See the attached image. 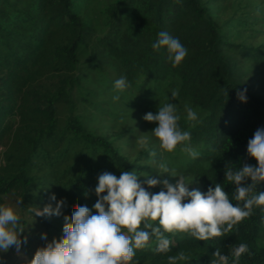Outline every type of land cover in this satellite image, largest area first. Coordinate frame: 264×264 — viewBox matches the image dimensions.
I'll return each mask as SVG.
<instances>
[{"label":"trees","instance_id":"1","mask_svg":"<svg viewBox=\"0 0 264 264\" xmlns=\"http://www.w3.org/2000/svg\"><path fill=\"white\" fill-rule=\"evenodd\" d=\"M85 5L98 10L96 23L83 16ZM161 30L188 49L175 67L164 49L151 47ZM121 75L130 87L118 93L112 85ZM241 88L247 89L245 102L237 99ZM165 102L177 105L178 124L191 133L199 157L179 146L163 151L151 133L155 122L139 127L140 115ZM185 104L198 121L185 118ZM126 114L136 123L120 122ZM257 128H264V0H0V203L15 208L26 238L20 254L14 248L0 253L3 264H29L46 243L41 233L59 240L64 216L79 205L92 210L97 177L105 171L117 177L134 171L155 193L163 186L148 187V176L173 184L178 179L157 176V163L164 161L189 190L203 193L220 183L233 204H242L233 199L225 169L256 166L246 148ZM142 134L157 163L137 148ZM256 190L264 191V181ZM52 193L64 202L61 215L33 217L30 206L55 207ZM164 235L170 250L156 251L152 241L136 250V264H168L178 252L185 259L177 264H211L216 248L228 254L239 243L249 249L239 264H264L261 207L222 237Z\"/></svg>","mask_w":264,"mask_h":264},{"label":"clouds","instance_id":"2","mask_svg":"<svg viewBox=\"0 0 264 264\" xmlns=\"http://www.w3.org/2000/svg\"><path fill=\"white\" fill-rule=\"evenodd\" d=\"M151 47L154 51L164 49L173 67L181 64L188 54L179 38L165 30L157 33ZM112 86L119 93L128 89L130 82L121 75ZM246 91V88L237 90V99L241 102L246 101ZM176 95L173 90L171 97ZM119 98V94L113 95L112 100ZM183 110L187 120L198 121V113L193 107L185 104ZM142 119L156 123L151 133L163 151L173 152L179 146L180 151L190 158L199 157L200 153L190 144L191 133L182 130L178 124L181 116L176 104H159L155 113L147 112ZM136 145L157 163L156 152L150 147L146 134L136 138ZM246 151L255 159L256 166L245 163L225 169V181L235 187L233 199L242 204H233L220 183H215L203 193L195 188L189 190V183L185 182L183 175H176L164 161L157 163L160 169L157 176L168 173L178 179L173 184L167 179L148 176L144 181L148 187L163 186L155 193L145 189L134 171L122 170L118 177L107 171L99 174L94 188L97 199L92 210L79 205L70 216H64L59 240L47 241L46 233H41V239L46 243L36 250L29 264H136L133 259L136 250L150 246L152 241H155L156 251L170 250L171 241L164 233H187L198 241L224 236L238 222L250 217L254 207L264 210V191L256 190V186L264 181V128H257L247 141ZM248 180L251 183H246ZM49 199L55 202V207L51 204L42 209L30 206L28 212L33 217L61 215L63 200H57L54 193ZM20 201H16V208L20 207ZM152 221L156 222L155 225ZM18 222L15 208L0 203V253L7 252L9 248L19 252L22 244L26 243V238L20 235L22 230ZM246 253H249L246 243L232 246L228 254L216 248L211 264H229L230 257L231 264H239L240 257ZM184 259L183 252L167 257L168 264H177ZM0 264H3L2 258Z\"/></svg>","mask_w":264,"mask_h":264},{"label":"rangeland","instance_id":"3","mask_svg":"<svg viewBox=\"0 0 264 264\" xmlns=\"http://www.w3.org/2000/svg\"><path fill=\"white\" fill-rule=\"evenodd\" d=\"M88 1L95 2L96 0H88ZM92 5H95V4H92ZM92 5H90L89 7L87 5H85L86 10L84 11L83 16H87V18L93 19L94 20V23H96L98 21V19H99L98 16H97L98 10H96L95 12H93L94 9H93V6ZM126 116H127V114L126 115H123V117L120 118V122L126 123V124H135L136 123V121H137L135 119L136 116H134L132 118L131 117H126ZM140 116H143V115H140ZM139 123H140V126L139 127H142V125L144 123H149V122L141 119V121ZM144 126H146V124ZM15 253L18 255V254L21 253V251L19 250V252L16 251Z\"/></svg>","mask_w":264,"mask_h":264}]
</instances>
